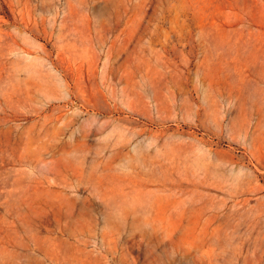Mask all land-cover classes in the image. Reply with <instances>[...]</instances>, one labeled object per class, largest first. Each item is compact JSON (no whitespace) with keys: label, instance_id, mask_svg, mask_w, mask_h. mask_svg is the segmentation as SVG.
<instances>
[{"label":"rangeland","instance_id":"374dc122","mask_svg":"<svg viewBox=\"0 0 264 264\" xmlns=\"http://www.w3.org/2000/svg\"><path fill=\"white\" fill-rule=\"evenodd\" d=\"M0 264H264V0H0Z\"/></svg>","mask_w":264,"mask_h":264}]
</instances>
